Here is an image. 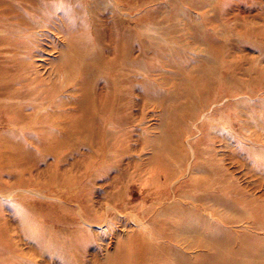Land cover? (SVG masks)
I'll return each mask as SVG.
<instances>
[{"label":"rangeland","instance_id":"obj_1","mask_svg":"<svg viewBox=\"0 0 264 264\" xmlns=\"http://www.w3.org/2000/svg\"><path fill=\"white\" fill-rule=\"evenodd\" d=\"M212 260L264 264V0H0V264Z\"/></svg>","mask_w":264,"mask_h":264},{"label":"bare ground","instance_id":"obj_2","mask_svg":"<svg viewBox=\"0 0 264 264\" xmlns=\"http://www.w3.org/2000/svg\"><path fill=\"white\" fill-rule=\"evenodd\" d=\"M82 49L83 48L81 47V45H79V43L77 44V46L70 45L69 49H66V51H64L62 58H61V61L62 62L64 61V64L71 66V68L72 67L75 68V66L77 64V59H75V58H78ZM208 261H211V260H208ZM212 261L214 263H211V264H217V260H212ZM207 264H210V263H207Z\"/></svg>","mask_w":264,"mask_h":264}]
</instances>
